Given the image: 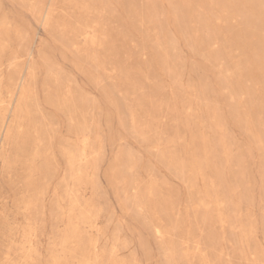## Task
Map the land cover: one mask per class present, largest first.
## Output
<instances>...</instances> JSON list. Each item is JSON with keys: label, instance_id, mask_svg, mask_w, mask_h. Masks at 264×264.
<instances>
[{"label": "rangeland", "instance_id": "obj_1", "mask_svg": "<svg viewBox=\"0 0 264 264\" xmlns=\"http://www.w3.org/2000/svg\"><path fill=\"white\" fill-rule=\"evenodd\" d=\"M0 264H264V0H0Z\"/></svg>", "mask_w": 264, "mask_h": 264}]
</instances>
